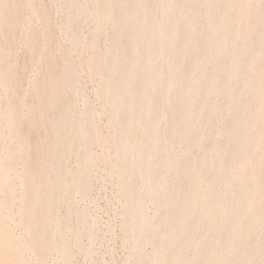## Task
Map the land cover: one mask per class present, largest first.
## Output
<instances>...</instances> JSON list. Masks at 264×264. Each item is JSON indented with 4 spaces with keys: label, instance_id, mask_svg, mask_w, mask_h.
<instances>
[{
    "label": "rangeland",
    "instance_id": "374dc122",
    "mask_svg": "<svg viewBox=\"0 0 264 264\" xmlns=\"http://www.w3.org/2000/svg\"><path fill=\"white\" fill-rule=\"evenodd\" d=\"M13 1L23 6L22 24L15 30L8 59L15 74L11 82L19 98L20 117L15 123L1 118L0 130L7 135L17 128L19 136L24 133L28 138V168L34 178L35 198L40 201L46 199V191L33 165L34 140L48 127L41 122L29 125L34 113L29 106L37 101L32 86L45 74L60 73L56 82L59 93L54 99L57 103L71 102L65 114L71 123L62 143L66 151H56L53 158L58 161L43 168L58 172L61 195L51 204V234L37 249L30 248L36 231L33 217L24 216L34 198L20 199L25 177L20 156L10 172L15 198L11 215L3 213V218L16 240L13 263L158 264L165 262L179 239L186 236L176 264H213L216 257L227 258L224 264H264V96H253L246 104L233 107L235 100L252 92L253 79L243 63L223 72L217 81L211 82L206 75L217 64H230L236 54H243L240 43L253 33L244 29L239 37L232 34L227 39L229 53L192 69L202 78L198 92H192L187 82L179 86L174 83L190 71L194 55L190 36L194 27L205 25L204 5L192 13L184 0H156L146 14L144 32H138L135 25L133 33L137 35L127 52L128 59L139 65L126 72L123 81H117L124 68L119 43L128 35L122 31L117 36L115 12L121 0ZM250 2L254 11L263 3ZM163 6L169 10L165 12ZM223 10L224 3L214 12L221 18ZM102 11H106L105 17ZM188 16H192V25L184 26ZM228 18L234 25L244 26L240 8L232 10ZM171 24L177 26L176 31L169 29ZM158 25L166 35L150 42L149 54L139 50ZM255 27L264 30V16ZM32 33L35 42L30 38ZM215 46L206 45L204 53L212 54ZM151 58L154 67L164 73L154 83L144 69L148 65L152 68ZM253 68L260 69L257 65ZM131 77L141 91L126 93L125 99L133 101L136 108L134 112L117 110L110 95L123 92ZM208 92L210 102L201 114L186 112L187 105L198 107ZM6 97L0 67V113L10 106ZM148 104L154 109L146 114L144 106ZM119 117L133 120L123 129ZM230 133L247 138L254 151L242 153ZM126 139L134 143L129 152L120 148ZM1 145L3 163L9 148L18 150V138H5ZM226 159L230 162L227 168L223 165ZM199 169L204 170L200 177L195 174ZM82 179L85 187L78 188ZM210 180L213 186L208 190ZM228 182L237 189L232 191ZM1 193L0 201L4 199ZM190 194L197 196L196 207L204 210L193 216L180 211ZM251 195L254 203L248 206L246 198ZM218 204L226 205L224 214H213ZM256 214L262 219L252 229L250 221ZM175 222L180 223V230L163 237Z\"/></svg>",
    "mask_w": 264,
    "mask_h": 264
},
{
    "label": "bare ground",
    "instance_id": "6f19581e",
    "mask_svg": "<svg viewBox=\"0 0 264 264\" xmlns=\"http://www.w3.org/2000/svg\"><path fill=\"white\" fill-rule=\"evenodd\" d=\"M19 1V0H18ZM156 0H121L118 4L115 12V17L117 18L119 24L117 28V36L121 35V32L128 33L127 37L123 39L119 43V47L121 51H123L124 56L121 60L124 63L123 71L118 75L117 81H123L125 79V73L133 70L136 66H138V61H130L127 57V52L129 47L134 43L135 36L137 35L133 33L135 25H138V32H144L145 30V22L147 20V15L150 12L151 6H153ZM260 7L254 11L250 0H184L183 3L194 13L198 12L202 5L205 6V10L207 13L205 25H198L194 27L193 32L190 36V43L192 45L194 55L193 60L190 62V71H188L183 77L178 79L174 84L176 86L181 85L184 82H187L189 85V91L198 92L199 84L201 82L200 75L195 74L192 69L202 66L204 63H208L211 59L214 60L218 55H226L230 52V48L227 45V39L233 34L239 37L244 29H248L252 32L253 35L248 36L245 40V43H240V47L244 48L243 54H236L232 59L230 64H226L225 62H221L217 64V67L212 71L207 72V76L211 82L217 81L220 78V75L232 69V67L237 64H244L246 72L252 77V92L250 95L241 96L240 99L235 100L232 105L234 108H238L240 105L246 104L247 100H250L253 96L262 97L264 96V30L257 29L255 27L256 22L264 16V0ZM21 3V2H20ZM29 3V2H28ZM224 3V10L222 12L221 18L218 17L214 10L220 4ZM24 4V3H23ZM25 5V4H24ZM37 5V4H36ZM241 9V18H245L244 26L241 27L239 25H234L231 20L228 18V14L234 9ZM39 9V7H38ZM163 10L167 12L169 10V6H163ZM41 11V10H40ZM43 11V10H42ZM138 12L139 14L133 15L134 12ZM39 12V11H38ZM41 13V12H40ZM39 13V14H40ZM42 14V13H41ZM107 15L106 11L101 12V16L105 17ZM143 15V16H142ZM40 16V15H39ZM141 18V20H140ZM23 19V6L18 2H14L13 0H0V67H1V77L5 82V86L7 88V97L6 100L9 101V108L6 112L0 113V119L5 117L12 123L18 121L19 114V98L16 97L14 92V85L11 80L15 76L12 67L8 61V59L12 55L13 44H14V34L16 33V29L22 24ZM42 19V18H41ZM44 20V19H43ZM239 23V21L237 22ZM184 26L192 25V16H188L183 20L182 23ZM24 25V23H23ZM177 26L171 24L169 29L171 31H176ZM20 30V29H19ZM153 31V30H152ZM155 31V32H154ZM149 38L146 40L144 44L141 45L139 50L144 53L149 54L151 51L149 48L150 42L157 40L160 41L164 35H166V31L158 25L156 30H154ZM174 37V35L172 36ZM30 38L35 42L36 36L34 33L30 36ZM208 44H215V48L210 55H206L204 53V47ZM172 43L170 42V46L172 47ZM145 54V55H147ZM154 52L152 51V56ZM152 59V58H151ZM152 61V62H151ZM153 59L149 61L152 68L148 67L144 69H148L147 71L152 75V83L156 81L159 77L164 75L162 70L154 67ZM254 65H257L260 69L257 70L253 68ZM143 69V68H142ZM44 70V69H43ZM257 70V71H256ZM44 73V71H43ZM61 74H45L42 78L38 79L37 82L32 86V90L35 92L37 96V101L35 103H31L29 108L32 113L29 117V125L34 127L38 123H44L48 127L46 133L36 138L35 146H34V162L33 165L35 167V173L39 174L42 178L43 187L46 191V199L44 201H40L35 198L36 195V187L33 183V175L29 172V163L28 160V149L29 142L28 138L23 133L21 136L18 134V129L14 128L7 135L3 134V130H0V145L2 140L5 138L8 139H16L18 138V150L15 151L12 148H9L6 157L3 163L0 161V193L1 191L4 193V199L0 201V264H14L12 261V254L14 252V247L16 246V240L12 235L9 234L7 227L5 226V219L3 216L11 215V203L14 201V186L13 181L10 176V172L15 169V159L16 157H21V167L25 171V177L21 180V185L23 186V190L21 192L20 199L25 200L27 197L34 198L32 200V206L30 205L27 211L24 213L25 218L33 217V225L36 228L35 233H33L32 243L30 248L37 249L41 246L45 241L48 240L51 231L48 227V221L50 216L52 215L51 204L56 201L61 195V179L59 177L58 172H48L43 168H48L54 161L53 154L57 151L59 154H63L66 150L64 149L63 140L66 137L65 131L66 128L70 126L71 120L65 115L70 106L71 102L69 100L64 103H57L54 99V95L59 93L57 89L56 82L57 78L60 77ZM133 78L126 81V87L121 91H114L110 95V101L113 102L116 106L117 110H128L134 112L136 106L133 101H129L125 99L126 93H138L141 91V88L138 86H134ZM14 79V78H13ZM16 79V77H15ZM118 83V82H117ZM170 85H173L171 83ZM226 88L225 85L221 88L223 92ZM210 92L206 93L202 99V103L194 108L191 104L187 105L186 112L191 114L199 115L202 113L204 108L208 106L210 102ZM184 97V95H183ZM6 102V101H4ZM7 103V102H6ZM5 106V105H4ZM3 106V107H4ZM5 108V107H4ZM261 108V106L259 107ZM154 109L153 104H148L144 106V113H149ZM261 110H258L256 114L259 116ZM240 114V113H239ZM241 115V114H240ZM239 115V116H240ZM121 118V117H119ZM132 117H126L120 119V124L123 129H126L132 123ZM89 132H93V129L90 128ZM240 144V150L242 153H252L254 148H251L247 142V138L230 133ZM133 142L131 140H124L120 143V148L123 151H128L133 146ZM3 145V144H2ZM1 145V148H2ZM2 150V149H0ZM43 155V156H42ZM33 156V155H32ZM2 157V156H1ZM2 160V159H1ZM132 160V159H131ZM230 162L226 159L223 164L225 168L229 166ZM204 170L199 169L196 170L195 174L200 177L203 174ZM242 181H247V177H242ZM78 188L85 187V181L82 179L77 183ZM228 187L235 191L237 186L228 182ZM208 190L213 186V180L209 181L207 184ZM206 189V190H207ZM2 195V193H1ZM131 195V194H130ZM1 199V198H0ZM137 202L136 198L134 199ZM246 202L248 206L253 205L254 199L251 195L246 198ZM197 196L190 194L184 198L183 205L180 208V211H184L188 216L197 215V213H201L204 211L202 208L196 207ZM237 204V203H236ZM234 206V204H232ZM213 214H224L227 210L225 204H218L213 209ZM210 210L208 214L206 213L205 218L210 215ZM3 213L5 215H3ZM6 218V217H5ZM262 216L255 215L251 218L250 227L252 229L256 228V225L261 221ZM179 221V219H178ZM159 225V224H157ZM221 224L218 223V227ZM157 229V227H156ZM180 230V223L175 222L172 226L171 230L168 232L162 233L163 237L170 236L173 232H177ZM186 237V236H185ZM185 237H182L177 242V248L173 253L170 254L169 258L165 260L158 261V264H176L177 258L181 253V246L185 241ZM230 241V240H229ZM230 243V242H229ZM61 248L65 247V243L60 246ZM16 248V247H15ZM14 256V255H13ZM249 256V254H247ZM228 261L227 258H219L216 257L213 264H224ZM23 263V262H22ZM24 264V263H23Z\"/></svg>",
    "mask_w": 264,
    "mask_h": 264
}]
</instances>
